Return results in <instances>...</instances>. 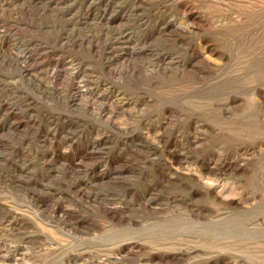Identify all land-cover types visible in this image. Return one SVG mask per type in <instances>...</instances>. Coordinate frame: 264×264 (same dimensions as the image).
Wrapping results in <instances>:
<instances>
[{
  "label": "rangeland",
  "instance_id": "1",
  "mask_svg": "<svg viewBox=\"0 0 264 264\" xmlns=\"http://www.w3.org/2000/svg\"><path fill=\"white\" fill-rule=\"evenodd\" d=\"M0 264H264V0H0Z\"/></svg>",
  "mask_w": 264,
  "mask_h": 264
}]
</instances>
